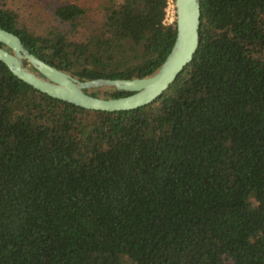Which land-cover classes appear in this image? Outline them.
<instances>
[{
    "label": "trees",
    "instance_id": "trees-1",
    "mask_svg": "<svg viewBox=\"0 0 264 264\" xmlns=\"http://www.w3.org/2000/svg\"><path fill=\"white\" fill-rule=\"evenodd\" d=\"M92 1L31 24L0 0V27L78 78L151 73L166 0ZM0 264H264V0H199L190 60L133 108L74 105L0 61Z\"/></svg>",
    "mask_w": 264,
    "mask_h": 264
},
{
    "label": "water",
    "instance_id": "water-1",
    "mask_svg": "<svg viewBox=\"0 0 264 264\" xmlns=\"http://www.w3.org/2000/svg\"><path fill=\"white\" fill-rule=\"evenodd\" d=\"M199 0H174L175 34L159 65L143 76L78 78L29 52L12 31L0 27V61L13 75L52 97L88 109L133 108L158 96L190 60L197 45ZM115 88L129 93L91 95L87 90Z\"/></svg>",
    "mask_w": 264,
    "mask_h": 264
},
{
    "label": "rangeland",
    "instance_id": "rangeland-1",
    "mask_svg": "<svg viewBox=\"0 0 264 264\" xmlns=\"http://www.w3.org/2000/svg\"><path fill=\"white\" fill-rule=\"evenodd\" d=\"M62 1H75V0H7L10 6L17 8L24 19L31 24H39L40 21L45 22L51 18V7ZM84 3H92V0H76ZM173 15L170 21L174 19V3ZM169 21V22H170Z\"/></svg>",
    "mask_w": 264,
    "mask_h": 264
},
{
    "label": "built area",
    "instance_id": "built-area-1",
    "mask_svg": "<svg viewBox=\"0 0 264 264\" xmlns=\"http://www.w3.org/2000/svg\"><path fill=\"white\" fill-rule=\"evenodd\" d=\"M173 5L172 0H166V5L164 7V16H163V22H169L173 15Z\"/></svg>",
    "mask_w": 264,
    "mask_h": 264
},
{
    "label": "bare ground",
    "instance_id": "bare-ground-1",
    "mask_svg": "<svg viewBox=\"0 0 264 264\" xmlns=\"http://www.w3.org/2000/svg\"><path fill=\"white\" fill-rule=\"evenodd\" d=\"M173 3H174V1H173Z\"/></svg>",
    "mask_w": 264,
    "mask_h": 264
}]
</instances>
